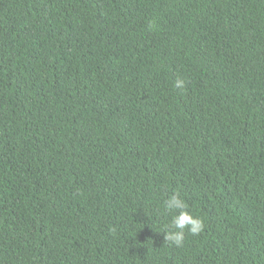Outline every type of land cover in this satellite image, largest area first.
<instances>
[{"label":"trees","instance_id":"trees-1","mask_svg":"<svg viewBox=\"0 0 264 264\" xmlns=\"http://www.w3.org/2000/svg\"><path fill=\"white\" fill-rule=\"evenodd\" d=\"M0 264H264V0H0Z\"/></svg>","mask_w":264,"mask_h":264},{"label":"clouds","instance_id":"clouds-1","mask_svg":"<svg viewBox=\"0 0 264 264\" xmlns=\"http://www.w3.org/2000/svg\"><path fill=\"white\" fill-rule=\"evenodd\" d=\"M184 84V80L177 79L175 87L183 88ZM166 207L170 212H177V214L172 216L170 224L166 226L163 232L166 242L181 246L185 239V230L191 235H199L203 231V220L187 211L188 206L179 193L173 194L168 198Z\"/></svg>","mask_w":264,"mask_h":264}]
</instances>
